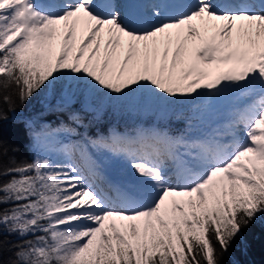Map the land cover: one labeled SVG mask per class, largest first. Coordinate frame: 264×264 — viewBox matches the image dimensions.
I'll list each match as a JSON object with an SVG mask.
<instances>
[{
    "label": "snow or ice",
    "instance_id": "1",
    "mask_svg": "<svg viewBox=\"0 0 264 264\" xmlns=\"http://www.w3.org/2000/svg\"><path fill=\"white\" fill-rule=\"evenodd\" d=\"M45 92L30 158L0 131V264H223L264 216V0H0V129ZM116 109L152 119L72 127Z\"/></svg>",
    "mask_w": 264,
    "mask_h": 264
},
{
    "label": "trees",
    "instance_id": "2",
    "mask_svg": "<svg viewBox=\"0 0 264 264\" xmlns=\"http://www.w3.org/2000/svg\"><path fill=\"white\" fill-rule=\"evenodd\" d=\"M57 101L50 92L39 93L29 100L24 106L17 108L15 113H9L8 119L2 124L4 140L19 151L15 153L18 159L30 158V141L25 128V121L37 114L45 117L46 122L57 125L67 117L54 106ZM180 109V105H173ZM152 119V115H143L130 110H109L107 115L98 121H86L84 126L72 125L77 133L89 135L109 127L120 130L137 123ZM173 126H179L173 121ZM97 130V131H96ZM79 140L78 136H73ZM223 264H264V216H259L235 239L228 253L222 258Z\"/></svg>",
    "mask_w": 264,
    "mask_h": 264
},
{
    "label": "rangeland",
    "instance_id": "3",
    "mask_svg": "<svg viewBox=\"0 0 264 264\" xmlns=\"http://www.w3.org/2000/svg\"><path fill=\"white\" fill-rule=\"evenodd\" d=\"M131 112H136V110H130ZM137 112H139V113H142L143 115H146V114H148V115H152L150 112H147V111H137ZM215 118V117H214ZM120 130V129H119ZM97 131V130H96ZM98 132V131H97ZM99 132H103V130H101V131H99ZM96 133V132H95ZM94 134V133H93ZM94 138V137H93ZM72 139L73 140H75L73 137H72ZM88 150H89V152L90 153H93L94 154V151L95 150H97V149H95V148H93L91 145H89L88 146Z\"/></svg>",
    "mask_w": 264,
    "mask_h": 264
},
{
    "label": "bare ground",
    "instance_id": "4",
    "mask_svg": "<svg viewBox=\"0 0 264 264\" xmlns=\"http://www.w3.org/2000/svg\"><path fill=\"white\" fill-rule=\"evenodd\" d=\"M94 154H99V151H98V150H95V151H94Z\"/></svg>",
    "mask_w": 264,
    "mask_h": 264
}]
</instances>
